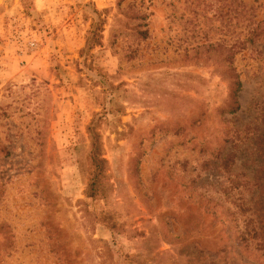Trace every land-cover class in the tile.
<instances>
[{"label":"rangeland","instance_id":"1","mask_svg":"<svg viewBox=\"0 0 264 264\" xmlns=\"http://www.w3.org/2000/svg\"><path fill=\"white\" fill-rule=\"evenodd\" d=\"M116 2L0 0V264H264V0Z\"/></svg>","mask_w":264,"mask_h":264},{"label":"trees","instance_id":"2","mask_svg":"<svg viewBox=\"0 0 264 264\" xmlns=\"http://www.w3.org/2000/svg\"><path fill=\"white\" fill-rule=\"evenodd\" d=\"M125 0H117L116 9L118 11V16L116 17L114 24L111 27L110 36H109V45L112 52H116L114 46L117 42L119 36L127 37V7L123 8L122 3ZM104 14L107 13L106 10L103 11ZM121 16L122 19L119 17ZM98 17L99 14H98ZM140 20H144L143 17H139ZM105 24L104 19H98L97 21H93L90 25L89 31H87L85 46L79 50V54L81 56L89 53L90 50L95 47L102 46V32L103 26ZM145 27L144 24L138 23L131 27V30H136L138 34L143 35L146 31L141 30L140 28ZM248 41L253 44L256 42H261L264 44V16L263 19L257 23V25L250 30ZM127 55V53H125ZM123 55V59L120 61V65L125 60ZM230 86L232 87L230 99L231 103L227 107V113L234 114L239 110L237 94L241 90V83L239 82L237 76L232 79ZM98 126H100V120L92 119L91 123L87 127V134L89 137V151L87 155V161L89 165V179L87 182L85 196L88 199L94 200L100 196V192L103 188L102 181L106 177L107 171V162L103 158V146L101 143V134L98 131Z\"/></svg>","mask_w":264,"mask_h":264}]
</instances>
